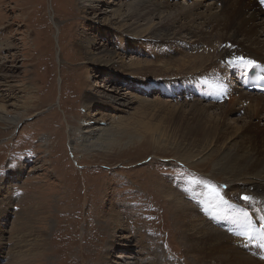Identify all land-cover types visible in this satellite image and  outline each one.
Listing matches in <instances>:
<instances>
[{
  "label": "rangeland",
  "instance_id": "obj_1",
  "mask_svg": "<svg viewBox=\"0 0 264 264\" xmlns=\"http://www.w3.org/2000/svg\"><path fill=\"white\" fill-rule=\"evenodd\" d=\"M119 1L88 4L101 10L105 2ZM175 1L198 6L197 14L220 8L217 0ZM90 9L79 0H0V105L8 117L19 118L13 126L0 122V264H200L188 233L176 231L163 188L192 206L229 193L246 199L211 173L217 152L207 162L198 154H204L206 140L243 125L253 123L259 130L251 135L261 137L264 111L248 123L233 107L238 92L254 94L230 83L227 70L216 74L234 88V109L223 123L216 114L229 98L215 103L161 96L157 86L163 83L190 87L186 80L192 75L180 64L197 47L195 38L177 36L183 45L172 44L175 55L141 53L123 45L110 13L97 18ZM189 20L177 22L175 32L182 24L193 29L205 16ZM253 27L264 35V15ZM211 30L210 24L202 27L201 36L212 37L206 35ZM135 84L155 89L143 95ZM112 95L125 96L127 108L112 105ZM88 96L97 102L85 107ZM206 105L213 108L198 107ZM97 123L110 128V135L85 151L76 142L78 133ZM182 153L193 156L178 159ZM216 224L227 230L224 224L211 225L226 233Z\"/></svg>",
  "mask_w": 264,
  "mask_h": 264
},
{
  "label": "bare ground",
  "instance_id": "obj_2",
  "mask_svg": "<svg viewBox=\"0 0 264 264\" xmlns=\"http://www.w3.org/2000/svg\"><path fill=\"white\" fill-rule=\"evenodd\" d=\"M93 2L103 3L102 0H79L82 7L93 9L97 18L110 13L118 24L115 31L121 34L123 38L121 42L128 49L137 46V50L141 53L146 50L147 53L157 57L175 55L178 50L174 49L172 44L183 45L182 42L176 41L177 36L184 33L189 40L195 38L193 42L197 47L192 51L191 56L184 53L188 61H181L180 68L182 72L192 75L186 82L192 89L198 90V96L211 95L220 101L229 98V106L220 107L219 114H216L220 123L226 120L234 106H238V110L245 113V118H249L248 123L251 119L256 120L264 111L263 95L257 93L245 95L238 92L232 97L234 105L230 107L232 101L230 97L234 88L225 85L220 75L216 76L217 72L224 73L226 70L233 74L243 64L244 67L257 64L264 66V53L261 52L264 48L261 37L264 35H257L253 27V22L258 16L264 15V10L259 7L257 0H217L219 10L214 6L215 4H212L217 10L216 13L209 11L202 14L195 12L198 6H186L182 1L175 0H123L113 5L105 2L103 5L105 7L101 10L95 5L88 4ZM204 16L205 20L201 24L199 22V25L196 23L198 26L193 29L182 24L175 32L176 24L180 20L189 18V22L193 24L195 20ZM209 24L212 30L206 35L212 37L201 36L204 35L202 27ZM91 43L92 41L88 40L86 45L90 46ZM243 44L249 49L245 47L242 49ZM97 51V54L104 56L112 55L105 49ZM132 63L139 64L138 60ZM163 84L161 88L165 90L162 91L163 93H169V89L179 90L177 83ZM135 85L140 87L138 84ZM183 85L184 82L181 87ZM147 88L151 90L152 87ZM124 97L112 95L109 101L113 103L112 105L118 103L126 109L128 103H124ZM93 99L97 102L95 98L88 96L85 107H89ZM198 107L202 111L213 108L208 105ZM8 115L4 106L0 105V122L13 126L19 121L18 116L8 117ZM237 122V119L233 120V124ZM110 130L97 123L79 132L76 142L85 151H90L107 142L105 140L110 135ZM245 130L247 133L244 134ZM257 130L259 129L251 123L248 127L243 125L235 128L232 134H224L222 138L214 135L211 140L201 144L204 154H198L199 160L207 162L208 158L217 152L218 158L213 160L215 169L211 173L223 177L225 183H232L227 186V190L243 193L246 199L239 200L237 195L229 193L223 195L220 201L215 199L209 202V199L204 198L199 204L196 202L197 206H192L183 202L166 187L163 188L165 200L172 210V218L176 220L178 226L176 231L181 235L188 233L187 240L192 241L196 252L193 258L200 264H264L260 254L264 251V134L261 137H253L251 134ZM69 142L72 143V140L70 139ZM154 142L157 146L161 143L159 138ZM194 148L196 150L197 147ZM192 156L190 153H182L176 157L189 160ZM225 218L227 222H221ZM213 222L224 224L231 232L228 234L214 229L211 225ZM126 248L129 249V246Z\"/></svg>",
  "mask_w": 264,
  "mask_h": 264
}]
</instances>
